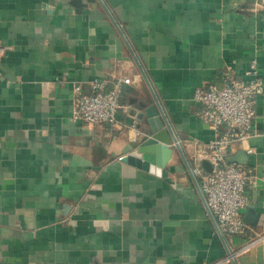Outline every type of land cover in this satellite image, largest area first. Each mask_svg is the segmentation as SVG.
<instances>
[{"label":"crops","instance_id":"1","mask_svg":"<svg viewBox=\"0 0 264 264\" xmlns=\"http://www.w3.org/2000/svg\"><path fill=\"white\" fill-rule=\"evenodd\" d=\"M0 45V264H264V239L241 250L264 232V90L252 152L229 156L255 173L246 233L218 232L188 141L214 135L196 88L253 58L264 82V0H0ZM122 76L117 127L72 118L73 84ZM150 106L175 138L155 171L119 159L151 133L124 117Z\"/></svg>","mask_w":264,"mask_h":264},{"label":"built area","instance_id":"2","mask_svg":"<svg viewBox=\"0 0 264 264\" xmlns=\"http://www.w3.org/2000/svg\"><path fill=\"white\" fill-rule=\"evenodd\" d=\"M11 48L0 45V58ZM245 73L247 78L228 69L222 75L220 86L198 87L193 93L194 100L202 106L197 115L208 124L214 135L208 140L188 139L194 163L191 172L200 184L215 226L223 237L241 235L249 229L242 217V209L250 200L248 188L255 173L251 167L242 168L229 161V156L237 142L246 145L248 153L253 150L247 141L255 134L256 97L263 92L264 82L255 58L250 60ZM130 83L131 78L126 76L95 78L89 82L90 93H82L80 86L73 84L72 118L90 125L106 123L117 127L120 123L117 113L128 109L120 102L122 88ZM201 160L210 163V171L200 168L198 162ZM263 239L264 232H255L241 250ZM236 253L231 251L229 256Z\"/></svg>","mask_w":264,"mask_h":264},{"label":"water","instance_id":"3","mask_svg":"<svg viewBox=\"0 0 264 264\" xmlns=\"http://www.w3.org/2000/svg\"><path fill=\"white\" fill-rule=\"evenodd\" d=\"M117 117L122 118L123 116L117 113ZM124 119L128 124L135 123V120L141 122L147 119L151 127V133L122 159L144 170L155 171L154 166L163 168L174 153L171 143L175 141V138L164 127L159 112L154 106H150L144 108L141 112L132 110ZM174 147L183 155L178 143H175ZM235 160L238 159L234 156L229 157V161L235 162Z\"/></svg>","mask_w":264,"mask_h":264}]
</instances>
